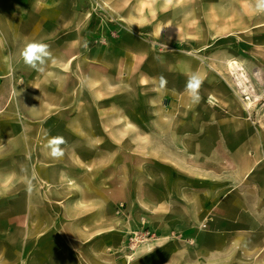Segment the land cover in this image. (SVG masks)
Wrapping results in <instances>:
<instances>
[{
    "label": "crops",
    "instance_id": "0c3cea01",
    "mask_svg": "<svg viewBox=\"0 0 264 264\" xmlns=\"http://www.w3.org/2000/svg\"><path fill=\"white\" fill-rule=\"evenodd\" d=\"M0 7V109L22 94L26 116L0 137V264H264V128L201 55L152 48L172 3ZM30 41L49 45L42 73L16 65Z\"/></svg>",
    "mask_w": 264,
    "mask_h": 264
},
{
    "label": "rangeland",
    "instance_id": "374dc122",
    "mask_svg": "<svg viewBox=\"0 0 264 264\" xmlns=\"http://www.w3.org/2000/svg\"><path fill=\"white\" fill-rule=\"evenodd\" d=\"M254 2L255 0H172L175 6L172 22L169 14L167 27L158 26L149 31V37L157 43L152 46L153 49L201 55V60L208 69L227 79L235 87L240 109L245 112L249 107L258 126L264 128V13L254 11ZM216 4L223 12H215ZM98 21L102 22V19L98 17ZM182 26L189 29H182ZM1 39L0 34V41ZM2 50L0 42V53ZM15 53L18 54L17 47ZM236 63L243 66L248 76L249 94L242 92L240 84L236 82L237 78L232 70V64ZM16 65L20 71L31 70L25 64ZM6 68V63L0 62V70ZM22 81V77L16 76V82ZM9 87L6 78L0 79V105L6 102ZM11 96L12 101L16 102L15 106L19 107L14 110L0 109V137H8L10 132L20 130L18 126L13 127V121L21 125L26 117L23 95ZM249 99L250 103L245 108ZM39 112L32 111L30 118ZM112 198H118V191L112 193ZM110 212L117 214L118 207H112ZM115 224L117 222H112L111 227L114 228Z\"/></svg>",
    "mask_w": 264,
    "mask_h": 264
},
{
    "label": "clouds",
    "instance_id": "9594fccd",
    "mask_svg": "<svg viewBox=\"0 0 264 264\" xmlns=\"http://www.w3.org/2000/svg\"><path fill=\"white\" fill-rule=\"evenodd\" d=\"M167 4H171L172 0H165ZM254 11L257 13H264V0H255ZM20 59L22 62L37 72H44L46 63L52 59V53L49 45L40 41L27 42L19 52ZM9 58H5L8 62ZM8 67L11 70L12 64L9 62ZM167 81L161 78V87L166 85ZM200 84L198 75L193 74L187 83V91L191 94L194 100L198 99L196 90ZM195 85V86H194ZM65 143L63 137H53L49 141L48 146L51 148L50 155L54 158H59L63 155V151L59 145Z\"/></svg>",
    "mask_w": 264,
    "mask_h": 264
},
{
    "label": "bare ground",
    "instance_id": "6f19581e",
    "mask_svg": "<svg viewBox=\"0 0 264 264\" xmlns=\"http://www.w3.org/2000/svg\"><path fill=\"white\" fill-rule=\"evenodd\" d=\"M232 70H233V73L235 74L237 80L236 82H238L240 84V87H241V90L242 92H245V94H249V86H248V76L245 74L244 72V68L241 64H232ZM248 103H250V99L249 101L246 102V105L245 107L248 106Z\"/></svg>",
    "mask_w": 264,
    "mask_h": 264
},
{
    "label": "snow or ice",
    "instance_id": "6c2138e0",
    "mask_svg": "<svg viewBox=\"0 0 264 264\" xmlns=\"http://www.w3.org/2000/svg\"><path fill=\"white\" fill-rule=\"evenodd\" d=\"M195 86V85H194Z\"/></svg>",
    "mask_w": 264,
    "mask_h": 264
}]
</instances>
